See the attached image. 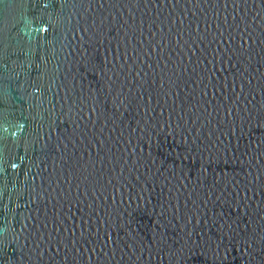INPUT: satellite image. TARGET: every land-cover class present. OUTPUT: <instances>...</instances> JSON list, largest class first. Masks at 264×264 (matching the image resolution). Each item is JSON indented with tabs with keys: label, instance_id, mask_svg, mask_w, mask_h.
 Instances as JSON below:
<instances>
[{
	"label": "water",
	"instance_id": "1",
	"mask_svg": "<svg viewBox=\"0 0 264 264\" xmlns=\"http://www.w3.org/2000/svg\"><path fill=\"white\" fill-rule=\"evenodd\" d=\"M0 264H264V0H0Z\"/></svg>",
	"mask_w": 264,
	"mask_h": 264
}]
</instances>
